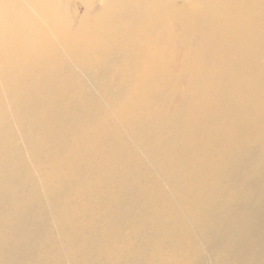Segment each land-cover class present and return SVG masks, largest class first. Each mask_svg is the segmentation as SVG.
I'll return each mask as SVG.
<instances>
[{
    "label": "bare ground",
    "instance_id": "bare-ground-1",
    "mask_svg": "<svg viewBox=\"0 0 264 264\" xmlns=\"http://www.w3.org/2000/svg\"><path fill=\"white\" fill-rule=\"evenodd\" d=\"M0 264H264V0H0Z\"/></svg>",
    "mask_w": 264,
    "mask_h": 264
}]
</instances>
